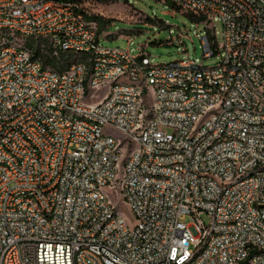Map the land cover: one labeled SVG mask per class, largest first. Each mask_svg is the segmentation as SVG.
<instances>
[{
  "label": "built area",
  "instance_id": "obj_1",
  "mask_svg": "<svg viewBox=\"0 0 264 264\" xmlns=\"http://www.w3.org/2000/svg\"><path fill=\"white\" fill-rule=\"evenodd\" d=\"M100 1L0 0V264H264V0H161L212 67L103 46Z\"/></svg>",
  "mask_w": 264,
  "mask_h": 264
},
{
  "label": "rangeland",
  "instance_id": "obj_2",
  "mask_svg": "<svg viewBox=\"0 0 264 264\" xmlns=\"http://www.w3.org/2000/svg\"><path fill=\"white\" fill-rule=\"evenodd\" d=\"M92 13L109 22L102 27L107 34L100 39L106 47L127 49L137 55L139 48L153 64H165L189 58L205 67L215 66L221 52L203 58L200 37L207 31L206 22L179 10L170 2L161 0H101L90 7ZM214 38L217 45L223 40V25L214 21ZM119 210L129 226L134 224L130 209L121 203ZM208 223L205 215L201 217Z\"/></svg>",
  "mask_w": 264,
  "mask_h": 264
},
{
  "label": "trees",
  "instance_id": "obj_3",
  "mask_svg": "<svg viewBox=\"0 0 264 264\" xmlns=\"http://www.w3.org/2000/svg\"><path fill=\"white\" fill-rule=\"evenodd\" d=\"M188 15H190L192 17L191 14H188ZM93 18H95L99 22L100 29L102 27H104L109 22V20H106L105 18H103L102 16H99V15H93ZM192 18H194V17H192Z\"/></svg>",
  "mask_w": 264,
  "mask_h": 264
}]
</instances>
